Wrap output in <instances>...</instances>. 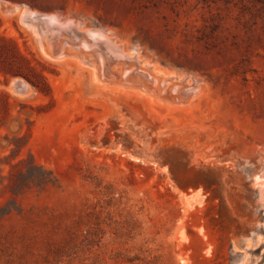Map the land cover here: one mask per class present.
<instances>
[{
    "label": "rangeland",
    "instance_id": "1",
    "mask_svg": "<svg viewBox=\"0 0 264 264\" xmlns=\"http://www.w3.org/2000/svg\"><path fill=\"white\" fill-rule=\"evenodd\" d=\"M259 176L264 0H0V264H264Z\"/></svg>",
    "mask_w": 264,
    "mask_h": 264
},
{
    "label": "bare ground",
    "instance_id": "2",
    "mask_svg": "<svg viewBox=\"0 0 264 264\" xmlns=\"http://www.w3.org/2000/svg\"><path fill=\"white\" fill-rule=\"evenodd\" d=\"M33 14V13H32ZM37 14V13H36ZM27 16V15H26ZM33 16V15H32ZM37 15H34V17L29 18L24 17L25 20L28 19V23H32L31 26H33V30L34 32L37 34L38 37H40L41 41L43 43L47 42L50 45H54L55 46H61L63 43H65V39L68 36V32L66 33L65 28L69 27V23L68 22H64L61 18H59L57 15L55 14H49L46 15L45 17L43 16V23L40 22V19H38L37 17H35ZM71 24V23H70ZM42 25L43 26V31L38 29V26ZM46 27V28H45ZM83 29V28H82ZM79 30L81 31V27L79 28ZM71 31V30H70ZM83 31V30H82ZM86 32V31H84ZM86 38H82L83 43L80 44V49L84 48L89 57H91V60L93 61V65L96 67H99V69L104 72V73H108V75H110L111 77H114L120 81H128L130 79L133 78V73L130 72V64L128 61H126V55L118 53L119 51V47L115 46L112 44V39L110 37H106L104 34H102L100 31H87L86 33ZM75 36V35H74ZM76 37V36H75ZM83 37V36H82ZM81 39V37H79ZM60 39H62L63 41H61ZM73 41V39H72ZM77 41V39H76ZM81 41V40H80ZM79 41V43H80ZM75 42V41H74ZM71 43V45H74ZM69 43V42H67ZM66 44V43H65ZM67 45V44H66ZM66 47V46H65ZM70 47V46H68ZM78 47V48H79ZM77 48L75 47V50ZM70 50V48H69ZM74 50V49H72ZM83 50V49H81ZM80 50V51H81ZM78 51V50H76ZM75 51V52H76ZM53 52V51H52ZM51 52V53H52ZM83 52H85L83 50ZM56 53V52H55ZM61 53V52H60ZM63 53V52H62ZM70 53V52H69ZM86 53V54H87ZM48 53H46L47 55ZM72 54V53H70ZM49 55V54H48ZM54 55V54H53ZM64 55V54H63ZM62 55V56H63ZM55 56V55H54ZM65 56V55H64ZM86 56V55H85ZM78 57V56H77ZM52 58V57H51ZM60 58V56H59ZM58 58V59H59ZM69 58V57H67ZM62 60V59H61ZM81 60V59H80ZM79 60V61H80ZM59 61V60H57ZM63 61V60H62ZM75 61V60H74ZM85 61V60H84ZM64 62V61H63ZM73 62V61H72ZM81 64V63H80ZM150 75V73H148V76ZM152 80H154L155 82H159L161 83L162 80L157 79L155 77H151ZM150 79V78H149ZM151 81V79H150ZM22 83V82H21ZM166 83V82H165ZM24 84V83H23ZM156 84V83H155ZM158 84V83H157ZM160 86V84H158ZM23 85H21L22 87ZM26 86V85H24ZM158 86V87H159ZM166 86V85H165ZM27 87V86H26ZM161 87V86H160ZM175 88V87H174ZM189 88V87H187ZM157 89V88H156ZM160 89V88H159ZM176 89V88H175ZM174 89V92L176 93ZM179 89V88H178ZM173 90V89H171ZM158 90H156L157 92ZM164 91V90H163ZM162 91V92H163ZM179 91V90H177ZM165 92V91H164ZM168 92V91H167ZM173 92V91H172ZM173 92V93H174ZM182 92V89H181ZM161 93V91H160ZM157 92L155 97H158L157 95L160 94ZM177 94V93H176ZM179 94V92H178ZM183 94V93H182ZM194 94V92H193ZM184 96V94H183ZM186 96V94H185ZM160 97V96H159ZM182 98V96H181ZM184 98V97H183ZM178 100V96L177 99ZM260 184L263 187L262 190L264 192V179H262L260 176ZM259 184V183H258ZM264 195V194H263ZM264 197V196H263Z\"/></svg>",
    "mask_w": 264,
    "mask_h": 264
}]
</instances>
